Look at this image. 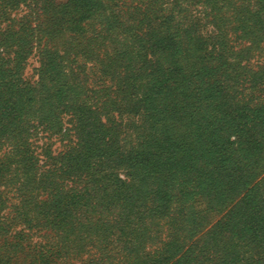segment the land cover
I'll return each instance as SVG.
<instances>
[{
  "label": "trees",
  "instance_id": "obj_1",
  "mask_svg": "<svg viewBox=\"0 0 264 264\" xmlns=\"http://www.w3.org/2000/svg\"><path fill=\"white\" fill-rule=\"evenodd\" d=\"M27 1L46 12L47 22L36 31L49 40L69 23L77 39L97 5L115 4L139 50L135 57L124 51L119 77L114 58L102 62L116 81L118 100L111 107L109 100L95 109L77 105L72 97L77 141L49 157L54 161L43 170L28 134L31 119L51 123L60 103L63 92L44 79L51 65L41 68L36 91L1 81L0 142L11 149L0 159V264H68L71 257L82 264H264V179L251 186L256 177L248 176L239 154L247 150L262 159L264 121L250 120L249 104L237 98L245 78L264 87V70L249 74L242 66L264 44V0H0V14ZM108 22L104 40L112 33ZM30 35L12 28L0 49L20 55ZM96 48L88 40L75 50L88 57ZM207 106L214 109L211 122L197 127L195 118ZM125 113L143 119L135 141H123L110 118ZM201 141L216 149L223 169L200 168L194 154ZM226 154L232 161L223 162ZM175 172L195 182L206 174L216 182L220 175L206 197L220 210L218 221L211 224L207 215L183 206L186 195L172 179ZM230 189L242 196L237 202ZM42 230L47 240L33 241Z\"/></svg>",
  "mask_w": 264,
  "mask_h": 264
},
{
  "label": "rangeland",
  "instance_id": "obj_2",
  "mask_svg": "<svg viewBox=\"0 0 264 264\" xmlns=\"http://www.w3.org/2000/svg\"><path fill=\"white\" fill-rule=\"evenodd\" d=\"M55 1L56 3H64L66 0ZM26 3L22 2L16 7L7 9V12H4V14H0V40L6 39L9 30L12 28L14 30L24 28L26 31L28 29L30 34H32L28 38L29 44L22 46L23 52L20 55H15L10 48L1 47L0 71H6V75L4 74L0 78V90L5 88L1 81L5 82L6 80L11 82L9 86L14 89L25 87L28 91H36L41 82V68L47 61L50 63L51 67L44 79L54 91L63 92V94L55 110V117L52 122L47 125H36V123L34 124L35 120L31 119L32 123L28 134L29 146L33 151H36L39 165L41 170H43L47 168L51 161H54V159L51 158V160L49 157H54L59 153L68 151L77 141L71 123L72 109L70 106L74 103L72 97L77 99V105L87 103V105L95 109L96 107L100 108L105 101L109 100L108 103L111 107L112 103L118 100L115 91L116 87L114 86L116 81L111 77L110 73H107L103 69L102 62L106 61L108 57L114 58L112 59L115 63L113 73L116 77H119L124 67V51H127L130 57H135L139 46L133 43L136 38L131 34H127L125 28L122 26L120 22L121 17H118L120 9L108 1L97 5L94 15L82 22L79 28L86 30L77 39H75L74 30L69 23L66 26L65 33L55 37L53 40L40 36L38 31H36L38 27L47 22L46 12L42 9L43 7L35 6L30 1ZM120 8L132 12V9H128L127 6ZM101 12L104 13L102 14ZM196 12V10H193L194 14ZM107 20L109 21L107 23L108 26L112 24L110 37V39H113L112 44L110 43V39L104 40L103 36ZM33 29L34 31H32ZM88 40H94L96 49H98L95 54L86 57L76 53L75 48H77V44ZM243 65L249 70V74L263 71L264 44L258 50L254 49L250 54H247L242 60ZM238 86L239 94L237 98L249 104L247 105L251 109L250 116L252 117L250 120L263 122L264 87L253 83L251 78L243 79ZM33 93L35 95V92ZM27 95L31 96L30 93ZM107 113L108 110L100 114L105 118L108 115ZM213 113L214 109L208 106L201 109L200 116L195 118L196 126L199 127L204 122H211ZM110 118L117 121L120 138L123 141L137 140L139 132L143 130V119L138 114L125 113L122 116L115 114L114 117ZM202 118L205 119L201 121ZM55 125L59 126L55 127ZM10 149L9 142L1 141L0 159H4L10 153ZM196 150L197 153L194 154L196 161L202 162L200 168L205 169L204 171H210L211 168L216 169V167L219 170L223 169L224 166H220V162H217L216 149L206 146L201 141ZM239 154H241L240 157H243L244 168L249 169L248 171L251 172L248 176L252 178L256 177L251 186L263 180L264 152L261 160L253 159L252 154H248L247 150ZM226 155H230V158L227 157L223 162L228 163L232 161V155ZM55 162L58 165L62 163L61 160ZM219 176V174L216 175V182H213L207 174L198 182H195V177L189 178L190 176H187L184 178L183 175H179L177 172L172 177L175 183L183 184L180 186L181 190H184L182 195H186V202L183 206L186 208L191 206L195 209L196 213L207 215L211 220V224H214L222 217L219 209H213V206L209 207L208 199L210 198H206L209 196L210 191H216V187L219 185ZM249 180L251 179L249 178L247 183ZM229 193L233 195V198L235 197V202L242 197H236L238 192L234 189H230ZM233 198L229 200V203ZM15 200V198H11V202ZM10 212L11 210H7L5 213L3 212V215L5 217L10 216ZM211 224H208L205 230L209 229ZM45 233L46 231L43 230L36 232L33 236V241L45 242L47 240V238L43 237ZM154 246L149 245L148 249L150 247L154 248ZM67 263L82 264L83 261L79 257H71Z\"/></svg>",
  "mask_w": 264,
  "mask_h": 264
}]
</instances>
